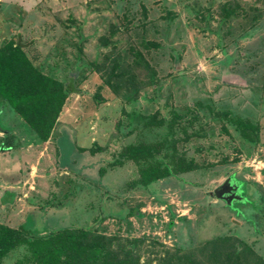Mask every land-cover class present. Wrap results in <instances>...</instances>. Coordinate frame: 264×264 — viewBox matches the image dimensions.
I'll return each mask as SVG.
<instances>
[{
  "label": "rangeland",
  "instance_id": "rangeland-1",
  "mask_svg": "<svg viewBox=\"0 0 264 264\" xmlns=\"http://www.w3.org/2000/svg\"><path fill=\"white\" fill-rule=\"evenodd\" d=\"M19 33L72 92L47 140L0 99V223L38 235L2 264L46 260L49 233L73 227L182 248L232 236L264 259V0H0V47ZM116 60L119 91L98 70Z\"/></svg>",
  "mask_w": 264,
  "mask_h": 264
},
{
  "label": "trees",
  "instance_id": "trees-1",
  "mask_svg": "<svg viewBox=\"0 0 264 264\" xmlns=\"http://www.w3.org/2000/svg\"><path fill=\"white\" fill-rule=\"evenodd\" d=\"M26 46L19 33L16 41L10 40L0 47V99L10 104L40 139L47 140L72 90L38 69L26 53ZM114 64L112 69L106 63L97 69L104 73L107 84L119 91L123 82L132 80V75L126 73L122 62L116 60ZM215 114L245 133H259L257 123L233 117L228 111ZM173 116L181 118L176 112ZM140 151L147 150H136ZM192 167L190 164L180 170H173L169 165L157 167L147 183L195 168ZM26 224L12 228L0 223V264L25 236H38L30 233ZM49 235L48 238L59 237L58 248L38 264H264V259L251 246L232 236L215 237L200 245L182 248L150 237L126 239L119 234L107 235L84 227L61 228Z\"/></svg>",
  "mask_w": 264,
  "mask_h": 264
}]
</instances>
